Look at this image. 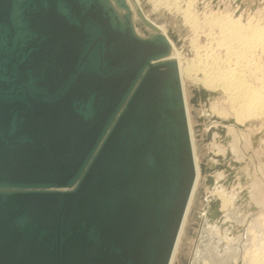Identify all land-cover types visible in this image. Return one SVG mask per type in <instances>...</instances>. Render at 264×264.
<instances>
[{"label":"water","instance_id":"1","mask_svg":"<svg viewBox=\"0 0 264 264\" xmlns=\"http://www.w3.org/2000/svg\"><path fill=\"white\" fill-rule=\"evenodd\" d=\"M132 17L0 0V264H171L197 169L171 43Z\"/></svg>","mask_w":264,"mask_h":264},{"label":"rangeland","instance_id":"2","mask_svg":"<svg viewBox=\"0 0 264 264\" xmlns=\"http://www.w3.org/2000/svg\"><path fill=\"white\" fill-rule=\"evenodd\" d=\"M127 1L135 31L142 37L163 33L144 20L143 15L146 14L173 41V52L181 58L182 67L191 68V72L184 76L185 89L198 163L199 167L204 163L205 170L200 167V178L173 264L195 263L198 247L204 239L200 258L207 264H256V258L264 255V113L245 119L242 126L216 121L214 115L218 112L222 113L221 118H234L232 103L223 90L208 89L202 80L206 76L204 71L214 61H220V66L226 70L232 66L241 69L244 65L241 70L246 76L253 73L248 71L247 53L242 42L235 39L231 42V32L224 29L225 23L219 19L239 18L243 26L249 21L256 23L260 20L264 25V0H191L190 10L196 15L195 22L186 20L184 16L189 0H139L140 5L135 0ZM258 52L254 62L263 66L264 56ZM201 89L212 93L205 98L201 92L196 95L195 91ZM228 151L231 152L229 158L226 157ZM215 156H221L223 161ZM231 160L238 165L232 164ZM213 164L232 168V178H228L231 171L225 167L209 171ZM208 175L214 177V184L209 183ZM217 186L233 195L234 203L228 221H224V212H221L222 219L213 220L219 225L218 229L204 237L202 231L207 230L209 224L203 227V214L208 206L207 199L213 197L212 191Z\"/></svg>","mask_w":264,"mask_h":264},{"label":"bare ground","instance_id":"3","mask_svg":"<svg viewBox=\"0 0 264 264\" xmlns=\"http://www.w3.org/2000/svg\"><path fill=\"white\" fill-rule=\"evenodd\" d=\"M135 1L137 2L138 5H140L139 0H135ZM191 5H192V1L189 0L188 3H187V8L184 10V12H185L184 16H185L186 20H188L190 22H195L197 20V18H196V15L193 14L191 12V10H190ZM141 11H142V9L140 8V12ZM143 16H144V20H146V22L150 23L152 26L156 27L158 30H161L163 32V34L165 36H167V38L169 39V41L171 43V53L167 57H165V59L172 58V59H175L177 61V63H178L180 77H181V83H182V87H183V93H184V96H185L186 112H187V118H188V122H189V129H190V134H191L194 159H195V164H196V169H197V174H196L194 187H193V190H192V193H191L189 204L187 206L186 214H185V217H184L181 229H180L179 237L177 239V243H176L175 250H174V253H173V257H172V260H171V264H173L174 259H175L176 254H177V250H178V246H179V243H180V240H181V236H182L183 231H184V227H185L186 220H187V217H188V214H189V210H190V207H191L193 196L195 194V190H196V187H197V184H198V181H199V178H200V174H201V168L199 167V163H198L197 146H196V143H195V140H194V136H193L192 123H191V119H190V108H189L188 101H187V95H186V89H185V81H184L185 74L190 73L191 72V68L188 67V66L187 67L185 66V68L182 67L181 58H177L175 56V52H173V50L175 49L174 43L169 38V36L165 33L164 29L160 25H158L157 23L152 21L150 18H148V16L146 14H144ZM219 21L225 23L224 24V29H226V30L231 32V35H230L231 38H229V39H231V42H232V39L233 40L235 39L237 41L242 42L243 46L246 49V53H247V59H248L247 60V64H248L247 67H248V71L252 70L254 75H253V73H251L253 75V78H252L251 74H249V76H246L245 73L242 71L244 65L243 66L241 65L242 66L241 67L242 70L241 69H237V67H233V66L229 67V69L226 70L225 69L226 65L224 66L225 68L223 69V67H221L220 64H219L220 61L219 62L218 61H214L213 64L211 65V67L208 68L206 71H204V73H206V76H205V78L202 81H203L204 85L208 89L220 88L221 90H223L228 95V98L231 101L232 107H233L234 112H235V116H234V118H232L233 121H234L233 123H235L238 126H242V123H243V121L245 119H247L249 117H252V116L253 117L254 116H256V117L257 116H261L260 114L264 113V94L261 91L264 88V65L260 66L259 65L260 63L258 64V63H256V61L254 62V58H255L256 52L259 51L261 53L260 55L264 56V25H262V23L259 20L256 23H253L252 21H249L247 23V25L243 26L242 23L240 22L239 18L238 19H234L232 17H230L229 19L226 18L224 20L219 19ZM238 44H239V42H238ZM232 52L233 51H231V53ZM235 53H237L239 55L238 52L235 51ZM230 55H229V59L231 58ZM243 56H244V54H243ZM258 57H259V55H258ZM226 58H227V61H228L229 60L228 57H226ZM235 58L233 57L232 59L235 60ZM214 60H216V59H214ZM228 63L229 62H227L226 64H228ZM234 63H236V61ZM241 64H242V61H241ZM234 66H235V64H234ZM259 69H260V71H263V72H260ZM259 72H260V74L262 76H258L257 75V74H259ZM221 116H222V113L218 112V113H216V115H214V118L216 119V121L218 120V121H220L222 123L229 124V123H226L224 121H228L230 119L221 118ZM217 157H221V156H217ZM212 196L219 200V202H220L219 209H220V211L222 213L224 212V216H225L224 217V221L227 222L228 221V217L230 216L229 212L231 211V206L234 203V196L229 194L221 186L220 187H218V186L214 187V189L212 191ZM213 197H210V198L207 199L208 200V206L207 207H209L210 199L213 198ZM208 209L209 208H206V210H205V212L203 214V218H202L203 221H204L203 227H204L205 224L206 225L209 224V226H207V230L202 231V232H204L203 233L204 237H208L209 233L214 232L219 227V225L217 223H214V221H213L214 219H211V220L209 219V217L207 215L208 214ZM210 223H212L214 225H212ZM205 229H206V227H205ZM216 232H218V231H216ZM205 240L206 239H204L202 241V243L199 245L198 251L196 253L197 254V260H196L195 263H192V264H207L205 260L200 258L201 257V249H202V247L204 245V241ZM221 244H223V243H221ZM259 256L260 257L256 258V259H258L256 261V264H257V262L259 264H264V255L261 254Z\"/></svg>","mask_w":264,"mask_h":264}]
</instances>
